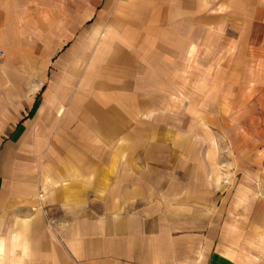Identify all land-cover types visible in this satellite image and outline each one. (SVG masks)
<instances>
[{
  "label": "crops",
  "instance_id": "1",
  "mask_svg": "<svg viewBox=\"0 0 264 264\" xmlns=\"http://www.w3.org/2000/svg\"><path fill=\"white\" fill-rule=\"evenodd\" d=\"M204 6L0 0V264H264V0Z\"/></svg>",
  "mask_w": 264,
  "mask_h": 264
},
{
  "label": "rangeland",
  "instance_id": "2",
  "mask_svg": "<svg viewBox=\"0 0 264 264\" xmlns=\"http://www.w3.org/2000/svg\"><path fill=\"white\" fill-rule=\"evenodd\" d=\"M207 2H209V0H195L196 10L199 8V11H202L203 7L205 10H207L208 7L204 6V5H206ZM69 3H70V1H69ZM68 7H69V5H68ZM249 8L252 9L254 7L251 6ZM112 9L110 10L109 13H107L110 16L107 18V21L105 22V28L104 29H106L107 26L109 27L110 18L114 13H116L115 9L114 10H112ZM237 11H238V9L236 8V6H232V7L228 8V10H227L228 13H236ZM101 12L104 13L105 11L102 10ZM102 13H101V15H103ZM84 14L86 15V13H84ZM107 14H105V15H107ZM249 22L250 21L247 22V21H242V20L236 21L235 23H237V25H238L236 27L237 28L236 35L230 36L229 42H233V40H235L236 42H238L237 44H239L241 39H244V40L249 39V38H239L240 37L239 36V30L246 28L247 24ZM108 27H107V29H108ZM228 27L231 28L232 24L229 23ZM107 29L105 32H104V30H102V32L100 34V41L103 40L104 38H106V33H109V31H107ZM252 51H253V60H254L253 61V67L254 68L252 70L254 72L253 79L256 80L257 82H254V84H253V85L256 84V88H253L251 85L249 87V90L251 93H252V91L256 92L255 94L252 93L254 95L252 97V99L254 97H257V98L253 101H250V107H252L254 105L259 110H262V109H264V43L261 42L259 45H255L254 49H252ZM53 73L59 75V74H61V71L53 69ZM252 119H253L252 117L247 118L249 124H251ZM258 119L260 120L261 118H258ZM217 137H218V139L221 140V138H222V140H225V141H232L233 140V136L231 133L225 134L223 136L217 135Z\"/></svg>",
  "mask_w": 264,
  "mask_h": 264
}]
</instances>
